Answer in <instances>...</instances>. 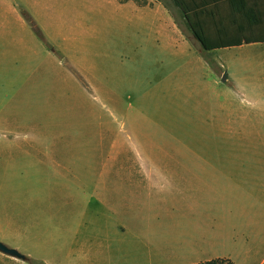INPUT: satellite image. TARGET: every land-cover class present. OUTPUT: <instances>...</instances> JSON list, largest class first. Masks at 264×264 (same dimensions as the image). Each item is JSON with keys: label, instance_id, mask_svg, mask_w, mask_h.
<instances>
[{"label": "rangeland", "instance_id": "obj_1", "mask_svg": "<svg viewBox=\"0 0 264 264\" xmlns=\"http://www.w3.org/2000/svg\"><path fill=\"white\" fill-rule=\"evenodd\" d=\"M164 1L0 0V264H264V42L202 55Z\"/></svg>", "mask_w": 264, "mask_h": 264}, {"label": "trees", "instance_id": "obj_2", "mask_svg": "<svg viewBox=\"0 0 264 264\" xmlns=\"http://www.w3.org/2000/svg\"><path fill=\"white\" fill-rule=\"evenodd\" d=\"M159 1L170 11L171 8L166 1ZM169 2L178 10L183 25L190 32L195 44H198L197 49L202 55L203 51L207 50L264 42V0H169ZM172 17L181 27L174 14ZM206 61L211 65L207 59ZM192 264H231V260L214 257Z\"/></svg>", "mask_w": 264, "mask_h": 264}, {"label": "crops", "instance_id": "obj_3", "mask_svg": "<svg viewBox=\"0 0 264 264\" xmlns=\"http://www.w3.org/2000/svg\"><path fill=\"white\" fill-rule=\"evenodd\" d=\"M3 1H4V3H3L4 9H5V12L7 15H9L10 17H13L15 20H20L22 22L25 20L28 21V18L30 17V21H33V23L35 25H38L40 27L41 24L38 20H39V17L42 15L39 14L38 10H37L38 0H35V1H32V0H2V2ZM116 1L118 3H120L121 5H124V4L131 5L134 8V10H136L137 14L141 15L140 17H138L139 20L136 21V25H138L140 23H144L146 20H144L145 18H143V17H145L146 15H149L152 12H161V13L165 14L167 16L168 21L171 24V26L173 25L171 17L167 13L166 9L163 6H161L157 0L156 1L145 0L141 3H139L135 0H116ZM46 15L48 17H51V14L46 13ZM172 28H173V26H172ZM173 29L177 31V29H175V28H173ZM43 34H44L45 38L49 40V38H47V37H49V35L46 32L45 33L43 32ZM221 80H222V76H221ZM222 81H224V80H222ZM155 168L163 170L165 167H161V165H155ZM10 247H12V246H10ZM11 257H13V256H11Z\"/></svg>", "mask_w": 264, "mask_h": 264}, {"label": "water", "instance_id": "obj_4", "mask_svg": "<svg viewBox=\"0 0 264 264\" xmlns=\"http://www.w3.org/2000/svg\"><path fill=\"white\" fill-rule=\"evenodd\" d=\"M222 79H224V76H222ZM0 252L16 258L25 259V255L21 253L18 249L10 247L2 241H0Z\"/></svg>", "mask_w": 264, "mask_h": 264}]
</instances>
